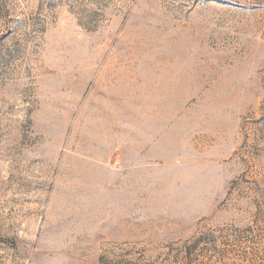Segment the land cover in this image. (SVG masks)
Masks as SVG:
<instances>
[{
  "label": "rangeland",
  "instance_id": "374dc122",
  "mask_svg": "<svg viewBox=\"0 0 264 264\" xmlns=\"http://www.w3.org/2000/svg\"><path fill=\"white\" fill-rule=\"evenodd\" d=\"M0 264H264V0H0Z\"/></svg>",
  "mask_w": 264,
  "mask_h": 264
}]
</instances>
